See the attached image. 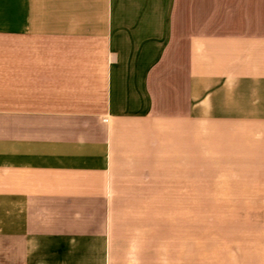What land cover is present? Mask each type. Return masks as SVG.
Instances as JSON below:
<instances>
[{
    "label": "crops",
    "instance_id": "0c3cea01",
    "mask_svg": "<svg viewBox=\"0 0 264 264\" xmlns=\"http://www.w3.org/2000/svg\"><path fill=\"white\" fill-rule=\"evenodd\" d=\"M0 264H264V0H0Z\"/></svg>",
    "mask_w": 264,
    "mask_h": 264
},
{
    "label": "rangeland",
    "instance_id": "374dc122",
    "mask_svg": "<svg viewBox=\"0 0 264 264\" xmlns=\"http://www.w3.org/2000/svg\"><path fill=\"white\" fill-rule=\"evenodd\" d=\"M193 181L196 182L197 180L196 179H191V186L194 185ZM206 182H207V184H206L207 186L212 185V184L208 183V182H211L209 179H206Z\"/></svg>",
    "mask_w": 264,
    "mask_h": 264
}]
</instances>
